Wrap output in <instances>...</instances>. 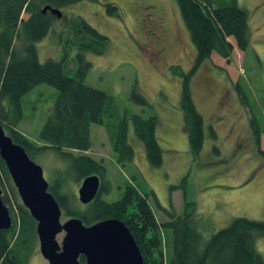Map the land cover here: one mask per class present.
<instances>
[{"label":"rangeland","instance_id":"374dc122","mask_svg":"<svg viewBox=\"0 0 264 264\" xmlns=\"http://www.w3.org/2000/svg\"><path fill=\"white\" fill-rule=\"evenodd\" d=\"M108 3L118 8L117 17L108 13ZM238 4L249 13V48L241 52L231 38L235 46L231 63L213 54L197 67L196 75L197 70L192 74L193 98L205 121V142L197 155L192 153L184 130L180 107L183 77L178 70L186 74L193 70L196 49L176 0H84L63 9L64 17L57 18L51 32L37 44L42 63L65 60L68 74L74 76L80 52L75 43L88 42L82 38L86 32H76L80 18L108 38L102 55L84 50L92 65L86 83L109 96L104 124L91 126L93 147L86 153L107 168L111 193L104 199L121 200L129 185L147 195L159 225L169 221L165 210L174 208L180 215L189 208L198 220L203 241L235 218L264 220V157L253 125L255 118L263 131L260 147L264 151V0H238ZM134 90L144 95L149 105L135 103L131 98ZM57 98L58 91L46 84L27 94L18 130L39 142ZM133 115L144 119L155 116L159 121L156 137L163 164L158 168L148 161L145 145L135 133ZM123 123L134 151L125 166L111 142ZM34 162L43 168L48 181L55 169L64 166L53 152L38 155ZM78 187L73 190L79 201ZM20 205L19 195L10 193L6 206L17 217L16 223ZM68 219L62 216V223ZM160 231L170 264L173 231L162 226ZM64 236L65 232L57 236L60 245ZM256 247L264 256V239L257 240ZM30 264H49L40 253L39 240Z\"/></svg>","mask_w":264,"mask_h":264},{"label":"trees","instance_id":"16d2710c","mask_svg":"<svg viewBox=\"0 0 264 264\" xmlns=\"http://www.w3.org/2000/svg\"><path fill=\"white\" fill-rule=\"evenodd\" d=\"M82 1L0 0V125L15 143L25 148L32 160L38 155L53 152L64 164L53 171L49 192L59 203L65 217L79 218L85 226L107 219L124 222L135 238L144 264H168L161 226L171 229L174 235L170 264H264V256L256 247L257 240L264 239V220L235 218L209 240L203 241L198 230V220L193 210L189 212V208L180 215L174 208L171 211L165 210L169 221L159 225L146 199L147 195H141L129 185L121 200L108 202L104 199L105 195L111 193L107 168L103 161L86 153L93 147L91 126L104 124L103 116L109 96L86 83L92 65L86 60L84 52L89 50L102 55L108 38L80 18V27L76 28V32H86L88 35L82 38H87L88 42L75 43L80 47V52L77 58L79 66L74 76L68 74L65 60L48 59L42 63L37 48V44L51 32L53 22L57 19L50 12L43 13V9L51 6L62 11ZM176 2L196 49L193 70L187 74L180 68L178 70L183 77L180 107L184 130L188 134L192 153L197 155L205 142V121L193 98L192 74L203 62L210 60L213 54L231 63L235 50L231 38L241 52L249 48V13L239 6L238 0ZM107 8L110 15H119L114 3H108ZM24 14L28 15L27 19ZM98 41L101 43L97 45ZM41 84L55 88L58 98L43 127L41 140L35 143L18 130V125L24 119V97ZM131 98L137 104L149 105L147 98L137 90L133 91ZM132 120L137 137L145 145L150 165L160 167L163 157L156 137L158 119L155 116L144 119L133 115ZM253 125L259 152L264 157L260 147L263 131L255 118ZM111 142L116 153L120 154L123 166L133 159L134 151L128 141L126 123L111 137ZM94 175L100 176L102 180L100 193L94 202L81 209L73 187L78 184L80 187L84 179ZM0 190L5 205L10 202V193L15 197L19 195L1 157ZM18 210V222L10 210L13 227L0 232V264H30L37 248V222L23 205ZM84 261L82 257L81 262Z\"/></svg>","mask_w":264,"mask_h":264},{"label":"water","instance_id":"95a60500","mask_svg":"<svg viewBox=\"0 0 264 264\" xmlns=\"http://www.w3.org/2000/svg\"><path fill=\"white\" fill-rule=\"evenodd\" d=\"M63 18L59 9L46 6ZM0 157L6 164L23 205L38 223L40 252L49 264H144L141 251L131 231L118 219H107L85 226L81 219L70 218L62 223L63 211L49 192L50 183L43 168L27 154L25 148L13 141L0 125ZM102 181L98 175L87 177L80 189L79 199L88 205L98 197ZM13 219L2 199L0 190V232L10 230ZM65 232L62 244L57 236ZM85 262H81V258Z\"/></svg>","mask_w":264,"mask_h":264},{"label":"flooded vegetation","instance_id":"af4514ba","mask_svg":"<svg viewBox=\"0 0 264 264\" xmlns=\"http://www.w3.org/2000/svg\"><path fill=\"white\" fill-rule=\"evenodd\" d=\"M22 204H23V202H22ZM24 206V205H23ZM25 207V206H24ZM26 208V207H25ZM27 209V208H26ZM28 210V209H27ZM29 211V210H28ZM36 221V220H35ZM37 225H38V223H37ZM12 229V228H11Z\"/></svg>","mask_w":264,"mask_h":264}]
</instances>
